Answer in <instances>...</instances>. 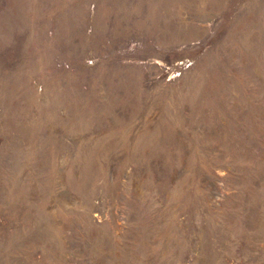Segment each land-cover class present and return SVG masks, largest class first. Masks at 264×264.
Returning a JSON list of instances; mask_svg holds the SVG:
<instances>
[{
  "label": "rangeland",
  "instance_id": "374dc122",
  "mask_svg": "<svg viewBox=\"0 0 264 264\" xmlns=\"http://www.w3.org/2000/svg\"><path fill=\"white\" fill-rule=\"evenodd\" d=\"M0 264H264V0H0Z\"/></svg>",
  "mask_w": 264,
  "mask_h": 264
}]
</instances>
